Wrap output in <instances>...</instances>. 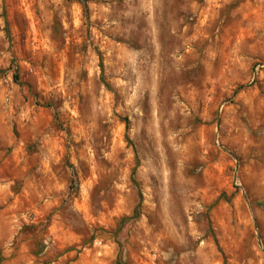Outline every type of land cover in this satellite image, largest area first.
Masks as SVG:
<instances>
[{
	"label": "rangeland",
	"instance_id": "374dc122",
	"mask_svg": "<svg viewBox=\"0 0 264 264\" xmlns=\"http://www.w3.org/2000/svg\"><path fill=\"white\" fill-rule=\"evenodd\" d=\"M84 1L0 0L8 264H264V0Z\"/></svg>",
	"mask_w": 264,
	"mask_h": 264
},
{
	"label": "crops",
	"instance_id": "0c3cea01",
	"mask_svg": "<svg viewBox=\"0 0 264 264\" xmlns=\"http://www.w3.org/2000/svg\"><path fill=\"white\" fill-rule=\"evenodd\" d=\"M16 233V226L12 220L0 218V253L6 259L2 264H8L9 260L7 259L14 252L12 245Z\"/></svg>",
	"mask_w": 264,
	"mask_h": 264
},
{
	"label": "trees",
	"instance_id": "16d2710c",
	"mask_svg": "<svg viewBox=\"0 0 264 264\" xmlns=\"http://www.w3.org/2000/svg\"><path fill=\"white\" fill-rule=\"evenodd\" d=\"M74 1H77L78 3L82 4L83 7H84V10L87 11V8H86V4H85V1L84 0H74ZM138 215V212H137V209L134 211V214H133V219H135ZM125 221V220H124ZM0 263H1V260H0ZM117 264V263H116Z\"/></svg>",
	"mask_w": 264,
	"mask_h": 264
}]
</instances>
